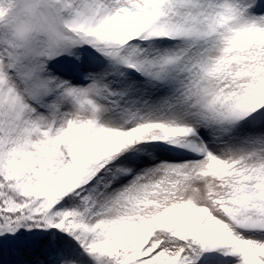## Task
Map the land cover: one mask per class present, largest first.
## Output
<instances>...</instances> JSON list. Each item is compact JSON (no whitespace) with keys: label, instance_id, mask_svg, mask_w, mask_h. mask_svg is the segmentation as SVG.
Here are the masks:
<instances>
[{"label":"snow or ice","instance_id":"1","mask_svg":"<svg viewBox=\"0 0 264 264\" xmlns=\"http://www.w3.org/2000/svg\"><path fill=\"white\" fill-rule=\"evenodd\" d=\"M0 17V264H264V0Z\"/></svg>","mask_w":264,"mask_h":264},{"label":"clouds","instance_id":"2","mask_svg":"<svg viewBox=\"0 0 264 264\" xmlns=\"http://www.w3.org/2000/svg\"><path fill=\"white\" fill-rule=\"evenodd\" d=\"M9 6H10V5L7 4V3L4 5L5 8H7V7H9ZM3 19H4L3 17H0V20H3Z\"/></svg>","mask_w":264,"mask_h":264}]
</instances>
